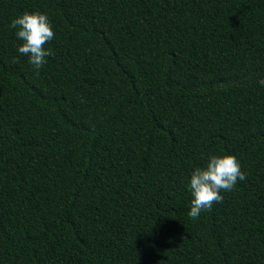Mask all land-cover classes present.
Listing matches in <instances>:
<instances>
[{
	"label": "trees",
	"instance_id": "1",
	"mask_svg": "<svg viewBox=\"0 0 264 264\" xmlns=\"http://www.w3.org/2000/svg\"><path fill=\"white\" fill-rule=\"evenodd\" d=\"M224 154L246 179L190 218ZM0 264H264V0H0Z\"/></svg>",
	"mask_w": 264,
	"mask_h": 264
},
{
	"label": "clouds",
	"instance_id": "2",
	"mask_svg": "<svg viewBox=\"0 0 264 264\" xmlns=\"http://www.w3.org/2000/svg\"><path fill=\"white\" fill-rule=\"evenodd\" d=\"M10 27L16 30L17 39L22 41L18 47L19 53L29 57V64L39 74L47 63L46 58L54 55L51 49L45 48L55 37L48 16L38 11H25L11 21ZM245 179L246 174L235 155L209 156L204 167H196L191 173L189 217L197 219L203 211H211L215 203L223 202L222 192L232 191L238 181Z\"/></svg>",
	"mask_w": 264,
	"mask_h": 264
}]
</instances>
